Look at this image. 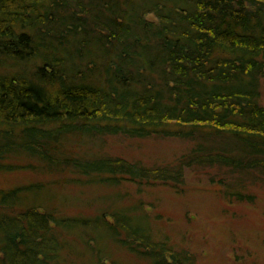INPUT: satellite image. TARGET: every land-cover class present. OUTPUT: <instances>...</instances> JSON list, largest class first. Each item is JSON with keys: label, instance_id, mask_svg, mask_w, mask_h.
Segmentation results:
<instances>
[{"label": "trees", "instance_id": "1", "mask_svg": "<svg viewBox=\"0 0 264 264\" xmlns=\"http://www.w3.org/2000/svg\"><path fill=\"white\" fill-rule=\"evenodd\" d=\"M98 137L194 145L151 166L66 145ZM21 153L100 185L176 190L208 171L244 202L264 184V0H0V170ZM24 191L33 203L44 192L0 191V264H62L59 237L75 230L151 264H200L135 223L131 206L62 217Z\"/></svg>", "mask_w": 264, "mask_h": 264}, {"label": "rangeland", "instance_id": "2", "mask_svg": "<svg viewBox=\"0 0 264 264\" xmlns=\"http://www.w3.org/2000/svg\"><path fill=\"white\" fill-rule=\"evenodd\" d=\"M79 141L70 138L66 144L79 156L103 155L106 150L109 155L147 166L176 164L194 145L177 138L156 137ZM5 164L9 169L0 170V191L36 186L45 192L40 201L33 203L36 197L25 191L24 198L49 212L89 219L104 211L113 213L114 209L131 206L135 211L130 217L135 223L150 228L156 240H169L176 250L195 256L200 264H264V184L249 185L246 192L251 195L244 202H229L210 182L208 171H188L185 185L175 190L162 185L146 187L128 180L118 186L100 185L98 179L91 182L74 168L54 170L23 153L10 156ZM51 194L54 195L50 197ZM25 205L19 204L18 209ZM145 213L148 217L143 218ZM82 235L75 230L59 237L60 244H64L62 264H151L121 248V244H88ZM97 250L108 258L101 259Z\"/></svg>", "mask_w": 264, "mask_h": 264}, {"label": "bare ground", "instance_id": "3", "mask_svg": "<svg viewBox=\"0 0 264 264\" xmlns=\"http://www.w3.org/2000/svg\"><path fill=\"white\" fill-rule=\"evenodd\" d=\"M24 154V153H23ZM12 156H14V155H12ZM11 173H14V171L13 172H11Z\"/></svg>", "mask_w": 264, "mask_h": 264}]
</instances>
